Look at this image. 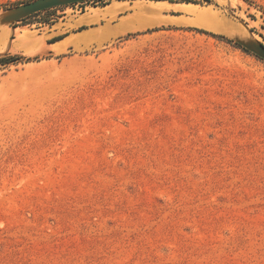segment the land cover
Segmentation results:
<instances>
[{
	"label": "rangeland",
	"instance_id": "1",
	"mask_svg": "<svg viewBox=\"0 0 264 264\" xmlns=\"http://www.w3.org/2000/svg\"><path fill=\"white\" fill-rule=\"evenodd\" d=\"M29 1L0 0L32 58L0 63V264H264V57L194 30L264 45V0L3 20Z\"/></svg>",
	"mask_w": 264,
	"mask_h": 264
},
{
	"label": "water",
	"instance_id": "2",
	"mask_svg": "<svg viewBox=\"0 0 264 264\" xmlns=\"http://www.w3.org/2000/svg\"><path fill=\"white\" fill-rule=\"evenodd\" d=\"M84 1L86 0H32L26 3L19 4L12 9H9L5 13L3 20L6 22H13L21 18H24L28 15L34 14L38 11L50 9L61 5H69L73 3L84 2ZM238 43H240L244 48L247 47L257 52L262 57H264V45L259 43H254L252 41H248L247 44L241 41H239Z\"/></svg>",
	"mask_w": 264,
	"mask_h": 264
},
{
	"label": "trees",
	"instance_id": "3",
	"mask_svg": "<svg viewBox=\"0 0 264 264\" xmlns=\"http://www.w3.org/2000/svg\"><path fill=\"white\" fill-rule=\"evenodd\" d=\"M181 1H184V2H195L193 0H181ZM209 1V0H207ZM24 19V18H22ZM158 28H151V29H147L146 31H141V32H129L126 34L127 37L129 36H135V35H138V34H142V33H145V32H151V31H154V30H157ZM194 30L198 31V32H201V33H205V34H208V35H211L215 38H219V39H222L226 42H229L231 44H233L234 46L236 47H239L243 50H246L240 43H238L237 41H233L221 34H217V33H213V32H210V31H206L204 29H200V28H194ZM63 36L62 35H59V36H56V37H53L49 42H55L57 40H60ZM19 60H25V61H30L32 60L31 57H22L20 55H5V56H0V63L1 64H5V63H10V62H16V61H19Z\"/></svg>",
	"mask_w": 264,
	"mask_h": 264
},
{
	"label": "bare ground",
	"instance_id": "4",
	"mask_svg": "<svg viewBox=\"0 0 264 264\" xmlns=\"http://www.w3.org/2000/svg\"><path fill=\"white\" fill-rule=\"evenodd\" d=\"M240 41H242L243 43H248V41L245 39V38H243V37H237ZM59 44V43H58Z\"/></svg>",
	"mask_w": 264,
	"mask_h": 264
}]
</instances>
